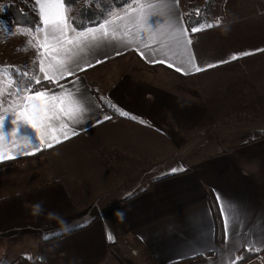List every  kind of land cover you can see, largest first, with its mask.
<instances>
[{
    "label": "crops",
    "instance_id": "1",
    "mask_svg": "<svg viewBox=\"0 0 264 264\" xmlns=\"http://www.w3.org/2000/svg\"><path fill=\"white\" fill-rule=\"evenodd\" d=\"M26 1L37 20H0V58L13 63L26 56L33 75L36 49L19 53L26 37L12 34L18 24L39 23L34 0ZM147 2L161 12L172 9L173 26L150 40V31L125 21L127 36L78 54L70 65L74 75L57 77L47 89L83 93L95 105L70 124L67 139L34 153L39 141L30 128L24 131L33 144L26 148L19 137L0 141V151L14 157L0 161V168L50 156L53 170L39 187L0 197V257L3 243L89 224L40 239L32 259L18 255L7 264H123L122 239L146 249V264H225L235 246L264 240V0H226L218 9L221 23L194 35L188 31L187 46L178 32L186 27L184 1ZM161 18L167 20H152L163 28ZM190 53L201 71L187 63ZM97 92L130 119L111 114ZM20 103L0 106V116L21 112ZM7 124L15 127L11 119ZM229 203L238 207L239 221L229 219L226 239ZM258 252L264 254V247ZM244 253L243 247L235 252ZM242 264L264 263L254 257Z\"/></svg>",
    "mask_w": 264,
    "mask_h": 264
},
{
    "label": "snow or ice",
    "instance_id": "2",
    "mask_svg": "<svg viewBox=\"0 0 264 264\" xmlns=\"http://www.w3.org/2000/svg\"><path fill=\"white\" fill-rule=\"evenodd\" d=\"M89 2L90 0H85V5L87 6ZM72 3L73 0H67V3L66 0H34V10L38 13L39 23L32 27L18 24L16 26V32L12 33L24 35L26 37L25 51L30 48L36 49L38 70L29 77L28 72L20 73V70L16 69L18 74L29 77V82L27 84L15 83L9 80V98H16L21 101L19 107L22 111L14 113L12 116H0V141L5 138L11 140L13 136L19 137L24 140L23 147L26 148L29 144H33L32 137L24 131L25 128H30L39 141V144H33L34 153L40 150L41 145L52 147L54 143H59L61 138L67 139V130L70 124L80 123L84 119L85 114H90L92 112L95 105L89 102V98L83 93L73 94L64 90L62 86L60 95L47 89L32 92L33 84H40L41 78L56 84L57 77L63 79L65 76L74 75L70 65L74 62L78 54L85 50H90L92 47H98L102 43L119 42L121 40V33H123L124 36L128 35L127 24L123 23L125 21L141 29L150 31L152 34L148 39L152 40L155 38V35H162L167 28L173 26L171 21L173 16H175V12L172 9L161 12L158 10L157 5L148 3L147 0H135L134 7H128L122 12L108 10L99 23L89 20V25L91 26H86L84 24L74 25L71 22L74 19L72 16ZM175 3L178 4V0H175ZM2 7L3 6H0V9H2ZM200 11V9L195 10L197 16L200 15ZM154 16L167 17V20L163 18L160 19V24L163 25V28L153 24L152 18ZM181 18L182 17H178L177 19ZM220 23V19L217 18L215 24L219 25ZM213 26V24H200L199 26L191 27L190 31L196 33L201 31L204 27ZM188 31L189 29L183 25L178 29L180 36L185 37V46L192 43L191 39H188L186 36ZM145 46L147 47V44H145ZM247 54L248 53H242L241 55ZM141 55H143V53H141ZM236 58L235 55L232 56V59ZM194 59V54L190 53L187 63L192 65V69L199 72L201 68L192 63ZM99 62L98 60L97 63ZM160 62L164 63V61ZM224 62L225 61H220V63ZM212 66L213 65H208V67ZM177 71L183 70L177 68ZM13 84H15V86H12ZM2 92L3 85L2 82H0V93ZM111 106L115 108V105ZM117 111H119L122 116H129L128 112L119 109H117ZM9 119H11V124L15 125V127H12L10 130L7 124ZM108 119H110V117L105 115L104 120ZM132 119H136V117L133 116ZM140 122L144 123L143 120ZM73 134L75 133L73 132ZM13 158V156L0 151V161ZM178 170L183 171L184 169L182 167L180 169L172 168L170 171L176 172ZM217 200H220L219 195H217ZM227 208L229 217H225L226 239L229 219L235 222L239 221L238 207L229 203ZM224 210L225 208L222 205L221 212ZM107 239L113 241L114 237L109 233ZM257 243H259V247ZM240 247H243L245 252H258L261 247H264V240L259 242L249 240L243 245L235 246V249L231 252L225 264H237V262L244 259L243 254H235L236 251H239ZM192 254H197L195 249L192 250ZM27 258L31 259L30 256H27Z\"/></svg>",
    "mask_w": 264,
    "mask_h": 264
},
{
    "label": "rangeland",
    "instance_id": "3",
    "mask_svg": "<svg viewBox=\"0 0 264 264\" xmlns=\"http://www.w3.org/2000/svg\"><path fill=\"white\" fill-rule=\"evenodd\" d=\"M3 4L0 6H3L2 9H0V20L3 19H10L11 12L13 11L11 7L16 6L20 9H26L27 4L26 0H3ZM96 2H101L103 0H92ZM226 0H213L212 5H210L209 8V14L212 18V22L216 21L217 18L221 19V17L218 16V9H221V6ZM23 2V3H22ZM192 8L193 9H200L204 6V0H194L192 1ZM15 9V8H14ZM18 9V8H17ZM19 10V9H18ZM28 10V9H27ZM30 10V9H29ZM116 11H120L119 9H115ZM186 12H188V8L185 9ZM208 12V11H207ZM2 21H0L1 23ZM11 22V21H10ZM4 23V22H3ZM5 25L0 24V30L5 28ZM7 26V25H6ZM7 33V32H6ZM1 38H5V35L1 36ZM4 43V39L2 40ZM6 43V42H5ZM17 42L11 43L13 48L16 46ZM8 44V42L6 43ZM15 44V45H13ZM24 45L22 44L21 50L19 53L24 52ZM4 54L7 53V51H2ZM3 60H7L6 63L2 64ZM6 56H2L0 58V82H2L3 85V92L0 93V106L9 107L13 102H17L18 99L16 98H9V80L14 81L15 83H24L27 84L29 82V77L31 76L30 72L27 70L29 69V65L25 64L24 60H26V56L22 57H15L11 61ZM34 60V59H33ZM16 69L20 70V73L28 72L29 77H25L23 75H20L16 72ZM35 84H33L32 87H34ZM12 86H15L13 84ZM53 177V170L51 166V159L50 156H44V157H38L32 160H25L20 159L15 164L10 166H5L0 168V197L3 196H9L13 195L15 193H22V191H28L35 189L42 185V183H45L49 180H51ZM43 234H38L36 237L37 239L33 241L31 238H28V240L24 243H3L4 249V255L0 257V263L2 261H9V259L13 257H17L18 255H22L23 257L27 258V256H30L31 259L34 256V243L38 240L43 239ZM135 245L134 243L129 242L127 239H122L121 244V255L124 258L123 264H146L147 263V257L148 253L145 248L140 247L138 249L133 248ZM8 246L10 248H8ZM131 250H136L137 254L132 255ZM27 254V256H26ZM131 257H134L135 259H131ZM3 264V263H2Z\"/></svg>",
    "mask_w": 264,
    "mask_h": 264
},
{
    "label": "trees",
    "instance_id": "4",
    "mask_svg": "<svg viewBox=\"0 0 264 264\" xmlns=\"http://www.w3.org/2000/svg\"><path fill=\"white\" fill-rule=\"evenodd\" d=\"M185 3V6L188 8V12L185 13L184 19H185V24L186 27L189 29V33L191 35H194L196 33H192L190 31L191 27L193 26H199L200 24H213L212 23V18L210 17L209 14V8L210 5H212L213 0H204V6L200 8V15L197 16L195 9L192 8V1L194 0H183ZM135 2V0H103V1H92L90 0L89 4L86 6L85 5V0H73V3L71 5L72 7V16L74 19L71 21L74 25H79V24H84L86 26H91L89 25V20H92L96 23H99L102 21L104 18V14L108 10H124L127 9L128 7H131L132 4ZM67 3V0H66ZM11 15L12 17H21L24 19H27L28 21H31L33 18V21L37 20V14L31 10L30 5L27 6L26 9H20L19 7L13 6ZM15 8V9H14ZM19 10H18V9ZM28 9V10H27ZM30 9V10H29ZM208 11V12H207ZM212 27H204L201 31L210 29ZM56 84H53L49 81H43L39 86H34L32 88L33 91L41 90V89H48L51 87H54ZM97 97L100 100L102 106L107 109L111 114L115 116H120V117H125L130 119L128 116H122L120 115V112L117 111V108H113L108 100L103 98L98 92H97ZM120 110V109H119ZM89 226V224H78L72 227H68L64 230L61 231H56L53 233H46L43 234V242L45 241H51L66 235H69L71 233L77 232L79 230L85 229ZM262 252H245L243 254L244 259L242 261L237 262V264H242L246 261H248L251 258L254 257H259L261 258L262 262L264 263V254H261ZM3 264H7L6 261H2ZM0 263V264H2Z\"/></svg>",
    "mask_w": 264,
    "mask_h": 264
},
{
    "label": "built area",
    "instance_id": "5",
    "mask_svg": "<svg viewBox=\"0 0 264 264\" xmlns=\"http://www.w3.org/2000/svg\"><path fill=\"white\" fill-rule=\"evenodd\" d=\"M131 254L132 255H136L137 254V251L136 250H131Z\"/></svg>",
    "mask_w": 264,
    "mask_h": 264
}]
</instances>
